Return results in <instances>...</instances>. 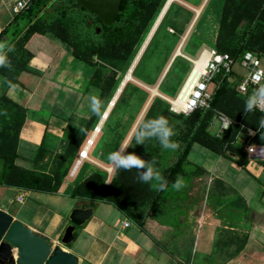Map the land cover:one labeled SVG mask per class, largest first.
<instances>
[{
	"label": "crops",
	"instance_id": "1",
	"mask_svg": "<svg viewBox=\"0 0 264 264\" xmlns=\"http://www.w3.org/2000/svg\"><path fill=\"white\" fill-rule=\"evenodd\" d=\"M18 1L0 0V32L14 19ZM162 47V44L156 46L164 55ZM185 47L184 40L160 69L157 91L169 103L179 95L196 61L194 56L207 58L214 49L209 43H202L200 48L190 52ZM261 60L264 66V57ZM18 61L26 67L6 95L15 113L24 117L19 120L12 109L7 125L17 126L22 122L17 162L24 168L38 169L39 164L34 159L41 146L48 151L44 159L48 161L52 154H64L75 135L86 132L94 115L89 98L93 95L99 98L98 88L91 84L96 68L77 58L70 45L51 32L34 34ZM18 61L12 69L19 67ZM138 63L139 60L132 69L136 85L142 84V78L133 76ZM234 70L243 79L248 74L240 62L235 63ZM230 82L232 85L237 81L231 78ZM115 104L116 101L108 106L94 132L91 127L85 138L95 143L98 131ZM141 123L142 109L122 149ZM209 132L221 134L219 114L213 118ZM247 138L248 132L240 131L235 145L241 147ZM90 145L88 141L84 149L81 146V159L94 160ZM197 145L193 146L189 159L202 167V173L189 184L187 198L173 226L163 227L151 221L142 227L111 203L97 202L91 207L87 199L72 197V188L95 171L89 160L81 162L76 179L65 177L58 193L0 184V209L9 210L15 220L76 254L78 264H264V146L254 143L257 152L248 153L250 162L243 168L203 146L206 150L194 156L193 149ZM85 151L87 156L82 154ZM20 194H25L23 202L17 199ZM78 207L92 208V217L77 228L70 245L61 244L70 224V213ZM127 220L131 221L129 226L125 225Z\"/></svg>",
	"mask_w": 264,
	"mask_h": 264
},
{
	"label": "trees",
	"instance_id": "2",
	"mask_svg": "<svg viewBox=\"0 0 264 264\" xmlns=\"http://www.w3.org/2000/svg\"><path fill=\"white\" fill-rule=\"evenodd\" d=\"M161 3L162 0H122L116 21L106 24L76 0H29L28 6L16 13L11 23L0 32V42L4 43V50L11 63V67H0V103L11 105L6 95L7 90L19 81V74L26 65L22 63L17 70L12 68L22 57L26 44L34 34L47 32L54 33L67 42L77 58L95 66L91 84L101 88L99 99L103 103L114 79L110 76L114 69L108 60L129 59ZM247 11V3L244 0L226 2L222 27L230 32L232 42L219 39L215 49L220 53H228L234 61H239L247 51L256 52L252 41L257 40L255 35L259 16L253 24L245 25L243 21ZM126 36L129 44L119 50L118 46ZM12 46L14 51H9ZM231 78L237 81L233 89ZM242 80V76L235 70L227 72L222 68L213 78L214 89L209 107H199L189 114L174 113L170 107V111H166L164 117L168 121L178 122L183 127L174 139L179 143V148L175 151L164 150L153 140L140 154L147 153L149 156L145 160L156 161L155 167L168 182L167 190L157 191L150 184L141 183L131 171L124 172L121 180L107 183L106 173L95 170L86 180L78 182L70 195L87 199L91 207L97 202L111 203L142 227L151 221L163 227L176 224V215L187 198L189 184L194 177L202 173V167L189 159L194 145L212 150L243 168L250 162L247 143L264 146V140L260 138L264 129H258L259 119L264 116V112L257 109L244 113L247 95L237 89ZM236 91L240 96H236ZM12 114L17 115L21 121L24 117L15 113L14 109ZM218 114L230 118L233 127L223 134L215 135L209 132V126ZM97 118V115H93L86 132L81 136L75 135L64 154H52L42 165L48 151L41 146L34 159V162L39 164L38 169L24 168L17 162L22 122L17 126L6 125L5 131L0 135V156L6 158L4 181L0 184L31 191L58 193L70 172L79 147ZM11 128H14L12 133L9 132ZM249 129L254 130L255 135H248L245 144L237 147L235 141L238 133L242 130L248 132ZM51 159L54 160L52 171H49L46 167ZM177 176L183 177L185 181V187L180 191L171 188Z\"/></svg>",
	"mask_w": 264,
	"mask_h": 264
},
{
	"label": "rangeland",
	"instance_id": "3",
	"mask_svg": "<svg viewBox=\"0 0 264 264\" xmlns=\"http://www.w3.org/2000/svg\"><path fill=\"white\" fill-rule=\"evenodd\" d=\"M227 1L228 0H162L154 19L142 35L139 44L134 48L129 59L120 61L115 58H110L108 60L114 69V72L110 73V76L114 79L107 91V97L103 102V107L101 109L102 113L110 105L114 93H116L121 86L140 49L144 45L148 35L159 18L160 22L158 21V25L155 27L153 35L140 56V59H138L139 63L133 72V76L136 75V77L142 78V84L136 85L131 74L132 79L130 78V81L127 80L128 83L124 89L122 87L123 90L120 93L119 98L116 100V104L111 108L108 118L105 119L103 126L98 131L97 140L95 143L93 140L90 145L92 149L91 154L95 156L94 160L81 159V151L89 141V137H87L81 145L83 147L81 151L80 148L82 147H79L75 161L67 175L68 178L71 180L76 179L81 170V162L84 163L86 160H89V162L93 164L95 170L106 173V180L108 183H114L122 179L123 174L126 171L115 169L108 162V153L112 152L114 149L115 151L118 149L120 150V147L122 149L123 141L129 133H131L132 124L138 119L141 109L142 122L156 116L166 115L170 103L164 96L158 94L157 91L161 73L160 69L167 63L164 62L165 59H169L175 54L177 47L181 45L182 41L185 40V50L189 52L194 50V48H200L202 43H209L212 48H215L219 39L228 43L232 42L230 32L222 27V20L225 14V5ZM244 1L247 3L248 11L243 24L249 26L250 24H253L255 18L259 16V21L257 22V34L255 35L257 40L253 39L252 45L254 46L256 53L262 59L264 57V0ZM165 7L166 10L162 14ZM207 27H209L210 30H208ZM128 44V37L126 36L122 39L118 49L121 50ZM158 44H162L163 47L161 49L164 51V55L168 58H165V56L160 53L161 51L158 52V49L156 48ZM199 58V55L194 56V59L196 60ZM20 64L21 62L18 61L17 66H20ZM17 69L18 67L14 68V70ZM96 87L100 93L101 88L98 86ZM210 87L213 88L214 83H212ZM234 87L235 83L231 85L232 89ZM236 93V96H240L237 91ZM251 93L252 92H250L249 95ZM12 109H15L14 106L2 102L0 103V135L5 131L4 128L12 116L10 114V110ZM101 119L102 117L98 116L92 126V132H94L97 127L96 123ZM169 124L176 133V135L172 137V140H174L183 127L178 122L169 121ZM9 132H14V128H11ZM152 141L153 140H146L145 145L135 144L136 142L133 136L132 140L123 147L122 151L126 149L127 152H134L143 159H146L149 154H140V152L149 147L152 144ZM202 150L206 149L200 145L195 146L193 149L194 156ZM99 153L101 154L100 157L97 156ZM53 160L54 159H51V162L46 167L49 171H52ZM46 162L47 161H43L41 165ZM131 172H133L134 177L138 179L136 169H132Z\"/></svg>",
	"mask_w": 264,
	"mask_h": 264
},
{
	"label": "water",
	"instance_id": "4",
	"mask_svg": "<svg viewBox=\"0 0 264 264\" xmlns=\"http://www.w3.org/2000/svg\"><path fill=\"white\" fill-rule=\"evenodd\" d=\"M98 15L104 23L116 21L122 0H76ZM6 158L0 156V182L4 181ZM89 207L74 208L70 213V224L60 240L70 245L77 228L92 217ZM16 251V252H15ZM79 257L61 245L15 220L9 210L0 209V264H78Z\"/></svg>",
	"mask_w": 264,
	"mask_h": 264
},
{
	"label": "clouds",
	"instance_id": "5",
	"mask_svg": "<svg viewBox=\"0 0 264 264\" xmlns=\"http://www.w3.org/2000/svg\"><path fill=\"white\" fill-rule=\"evenodd\" d=\"M4 43L0 42V67H11V63L8 60L5 52ZM9 51H14V47L9 48ZM10 84V83H9ZM89 107L91 112L97 116H103L101 112L103 107L102 101L95 95L89 98ZM264 112V84H259L253 92L247 96L244 105V113L254 112L256 110ZM6 114V113H5ZM229 125H226L227 128ZM258 129H264V116L259 119ZM83 131V129H81ZM251 135H255V132H251ZM176 133L166 117L160 115L151 119L144 120L135 130L134 139L135 144L145 145L146 140H156L162 149L175 151L179 148V143L172 140V137ZM261 140H264V132H261ZM253 145L250 146L249 151ZM108 162L118 170L131 171L136 169L138 179L141 183L150 184L157 191H165L168 189V182L162 175L159 169L155 167L156 161L145 160L141 156L132 152L129 153L125 150H117L108 153ZM185 187L184 178L177 176L172 183L171 188L175 191H180Z\"/></svg>",
	"mask_w": 264,
	"mask_h": 264
},
{
	"label": "built area",
	"instance_id": "6",
	"mask_svg": "<svg viewBox=\"0 0 264 264\" xmlns=\"http://www.w3.org/2000/svg\"><path fill=\"white\" fill-rule=\"evenodd\" d=\"M28 3L29 1L19 0L14 7V11L16 13L20 12L28 6ZM236 62H240L241 65L248 70V74L237 86L240 93L249 95V93L253 92L259 84H264V66L260 56L256 52L247 51L239 61H234L228 53H220L214 48L209 51L205 64L202 67H198L197 60L195 61L179 95L175 99L170 100V110L174 113L189 114L199 107H209V100L212 97L214 89L210 86L213 83L214 76L222 68L227 72L234 70ZM193 76L194 82L191 80ZM189 85L193 87L192 91L187 94V89L190 87ZM219 118L221 120V134L232 129L233 121L230 118L223 114H219ZM237 123L240 124V122ZM226 125L229 126L226 128ZM250 131L255 132L254 130L249 129L248 135H251ZM89 143H92V140H89ZM252 145L253 147L249 151V148ZM246 149L250 154L257 152L254 143L248 142ZM17 199L19 202H23L25 194H20ZM130 224V220L125 222L126 226H129Z\"/></svg>",
	"mask_w": 264,
	"mask_h": 264
},
{
	"label": "bare ground",
	"instance_id": "7",
	"mask_svg": "<svg viewBox=\"0 0 264 264\" xmlns=\"http://www.w3.org/2000/svg\"><path fill=\"white\" fill-rule=\"evenodd\" d=\"M169 1H171V0H169ZM169 4H170V3H169ZM163 10H164V11H162V14L165 12L166 7H165ZM162 14H161V16H162ZM159 17H160V16H159ZM158 21H159V18H158L156 24L154 25L153 29L151 30L150 34L148 35V37H147V39H146L144 45H143L142 48L140 49V51H139L137 57L135 58V60H134V62H133V64H132V66H131V68L129 69V72L127 73L125 79L123 80L121 86H120L119 89L117 90L115 97L111 100V102H110V106H109V107H111L112 104L115 103L116 98L118 97V95H119L120 92L122 91V87H123V85L126 83L127 80H129V79L131 78L132 69H133L134 66L136 65L138 59L140 58V56L142 55V53H143V51H144L146 45L148 44V42H149L151 36L153 35V32H154V30H155V27L158 25V24H157ZM159 22H160V21H159ZM205 60H206L205 57H201L199 60H197V64L199 65L198 67H202V66L205 64ZM131 79H132V78H131ZM191 80H192V82H194V76L192 77ZM189 84H191V83H189ZM189 86H190V85H189ZM192 87H193V86L188 87V89H187V94H189V93L192 91ZM107 114H108V110L105 112V117L107 116ZM83 156H87L86 151L83 152Z\"/></svg>",
	"mask_w": 264,
	"mask_h": 264
}]
</instances>
